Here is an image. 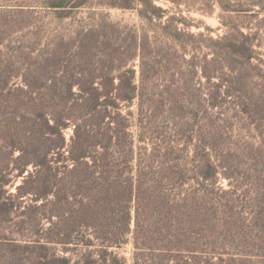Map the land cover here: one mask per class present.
Masks as SVG:
<instances>
[{
	"label": "trees",
	"instance_id": "trees-1",
	"mask_svg": "<svg viewBox=\"0 0 264 264\" xmlns=\"http://www.w3.org/2000/svg\"><path fill=\"white\" fill-rule=\"evenodd\" d=\"M92 1L43 4L62 12L90 7ZM156 1L103 0L102 5L134 10L149 24L158 21L164 48L181 53V67L189 40L195 88L206 90V107L215 114L207 140L198 139L188 169L181 164L183 150L154 135L152 116L164 103L136 82L131 65L139 59L143 72L148 37L105 19L81 28L66 43L61 37L51 52L23 54L19 69L12 59L1 62L0 223L20 211L19 226L30 224L33 235L28 242L0 238L2 246H12L5 251L13 259L24 264L26 259L32 264H264V162L253 151L264 149V117L258 118L264 116V0L235 5L217 0L225 29L217 39L186 33L183 17L161 22L167 11ZM212 7L202 12L209 14ZM10 10L30 14L21 5ZM247 83L258 87L256 93L243 91ZM228 99L257 132V142L243 148L240 162L218 125ZM133 105L134 120L127 110ZM200 105L197 101L195 115ZM167 111L176 114V105ZM11 172L21 177L14 192L5 189ZM221 178L227 189L219 185ZM27 196L30 204L24 207ZM128 244L130 262L117 252Z\"/></svg>",
	"mask_w": 264,
	"mask_h": 264
},
{
	"label": "rangeland",
	"instance_id": "rangeland-1",
	"mask_svg": "<svg viewBox=\"0 0 264 264\" xmlns=\"http://www.w3.org/2000/svg\"><path fill=\"white\" fill-rule=\"evenodd\" d=\"M221 2L232 5L243 3L239 0H223ZM90 3H92L90 7L85 5L72 11L56 12L45 8L43 0H0V63L3 62L1 64H4L8 59H12L14 62H18L15 67L19 69L21 62L25 59L23 54L31 52L33 56H36L44 52H51L58 47L61 37L66 43L81 28L98 23L102 19L117 24L121 28L135 31L138 37L147 36L150 48L148 47L146 50L143 72L139 59L136 58L131 63L135 70V79L137 83L142 82L149 94L157 92L158 96L155 97V100L164 103V108L160 109L161 111L156 116H152L155 121L154 135L160 134L165 141L173 140L172 145L176 146V149L183 150V154H180L181 164L188 165L187 168L190 169V160L195 157L197 152L198 139L207 140L209 126L214 120L215 114H212L206 107V97L204 96L206 90L201 89V87L195 88V76L189 67L194 49H192L189 40L186 41L187 49L182 56L185 65L181 67V53H175L164 48L165 39L159 32L158 21L149 24L142 20L134 10L105 8L102 5L103 0H94ZM15 5L23 6L24 11L30 13L29 16L19 15L14 10H10L14 9ZM156 5L167 11L161 22H165V19L171 15L178 18L183 17L184 30L188 34L201 33L204 37L210 36L217 39L225 33V29L219 20L220 10L217 0H181V4L178 6H174L166 0H157ZM206 6H213L211 13L202 12ZM4 23H7L8 26L4 27ZM20 24L22 30L19 29ZM183 25H179V27L183 28ZM262 52H264V46ZM262 58L264 60V55ZM203 87L206 89L205 86ZM167 89H178L179 91L170 92V94ZM253 90H258L254 84L245 85L243 88L247 94L256 93ZM197 101L201 105L198 115H195L194 106ZM169 105H176V114L167 111ZM127 110L133 113L131 118L134 120L136 118V106L133 105ZM222 112L223 114L219 116L218 125L223 126L222 130L226 134L225 142L231 149V154L237 156V161H243L241 152L244 151L243 148L257 142V132L248 124L246 116L239 113L233 100L228 99ZM70 133L69 129L65 131L66 138ZM253 151L259 153L264 162V149H254ZM18 154L16 151L12 157L15 158ZM3 160L4 154H0V168L3 166ZM239 168L241 169L240 166ZM28 170L31 171L32 168L28 167ZM10 177L11 181L5 186V189L14 192V187L21 182V177H16V172H11ZM219 185L223 189H227L228 181L221 178ZM29 204L30 200L27 196L23 205L28 207ZM19 212H15L8 223H0V238L4 236L22 242L33 239L30 224L29 226H19L21 221V218H18ZM23 244L20 243L22 246ZM6 249H12V246L0 244V264H24L23 260L13 259L5 251ZM22 251L20 248L19 252ZM117 252L130 262L131 245H125ZM25 261L27 264H32L27 259Z\"/></svg>",
	"mask_w": 264,
	"mask_h": 264
}]
</instances>
